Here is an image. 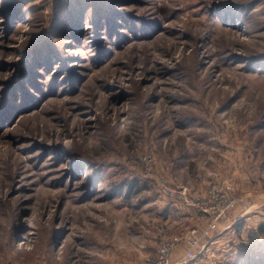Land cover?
<instances>
[{"label": "rangeland", "instance_id": "obj_1", "mask_svg": "<svg viewBox=\"0 0 264 264\" xmlns=\"http://www.w3.org/2000/svg\"><path fill=\"white\" fill-rule=\"evenodd\" d=\"M225 180L251 204L206 237L162 192ZM192 230L178 264H264V0H0V264H152Z\"/></svg>", "mask_w": 264, "mask_h": 264}, {"label": "built area", "instance_id": "obj_2", "mask_svg": "<svg viewBox=\"0 0 264 264\" xmlns=\"http://www.w3.org/2000/svg\"><path fill=\"white\" fill-rule=\"evenodd\" d=\"M233 186L227 180L221 182L219 187L209 189L205 195L192 198L191 192L188 187L182 184H162V192L169 196L172 200L179 201L187 206H193L209 216V221L206 228L201 230L200 236H210L211 231L217 228V223L221 220L225 214L235 208L238 204L242 207V211L247 212L250 207V201L246 197L233 198L231 192ZM198 235L195 230H192L190 234H186L184 237H175L174 239H163L159 246L156 257L152 260V264H175L173 261V252L177 243L184 242L187 247V251L182 256V259H193L195 253L193 247L199 242Z\"/></svg>", "mask_w": 264, "mask_h": 264}, {"label": "crops", "instance_id": "obj_3", "mask_svg": "<svg viewBox=\"0 0 264 264\" xmlns=\"http://www.w3.org/2000/svg\"><path fill=\"white\" fill-rule=\"evenodd\" d=\"M193 217H196V216H193ZM192 217V218H193ZM225 219H224V218ZM222 218H223V222H225L224 223V226L221 228V232L223 231V230H226V232L227 231H230V230H228L232 225L234 226L235 225V223L237 222V220L240 218V215H237V216H233L232 214L231 215H227V214H225V216H223ZM235 222V223H234ZM202 223H204V222H202ZM221 224H222V220H221V222H220ZM219 223V224H220ZM220 224V225H221ZM207 249H209V247H207ZM182 256L183 255H177V253H174V256H173V261H175V264H178V262H180V259H182Z\"/></svg>", "mask_w": 264, "mask_h": 264}]
</instances>
